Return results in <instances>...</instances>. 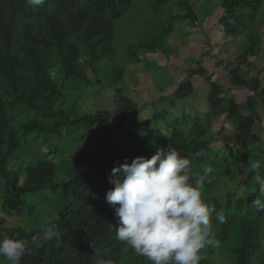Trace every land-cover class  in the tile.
<instances>
[{
    "label": "trees",
    "instance_id": "16d2710c",
    "mask_svg": "<svg viewBox=\"0 0 264 264\" xmlns=\"http://www.w3.org/2000/svg\"><path fill=\"white\" fill-rule=\"evenodd\" d=\"M135 1L44 0L31 6L26 0H0V207L27 224L0 227V233L31 248L21 264H97L99 259L149 264L130 247L123 251L126 245L111 228L118 225V218L106 200L115 187L110 177L114 167L137 156L151 158L161 148H177L190 158L194 172L201 173L205 165L213 169L202 198L214 209L211 222L218 246L207 248L200 264H213L216 248L228 254L231 264H252L264 242V211L252 205L258 194L252 173L245 174L248 187L240 195L232 191L219 197L213 192L221 177L238 174L250 161L264 165V135L253 130L261 122L255 108L262 106L264 86L258 76L250 80L240 75L242 66L249 68L264 55L257 26L264 0H154V26L121 51L116 28ZM212 5L221 9L224 40L244 35L247 42L235 58L237 66L229 71L228 88L213 83L211 72L200 63L187 73L190 80L200 77L210 85L209 111H182L171 120L152 112L150 125L135 117L130 125L96 134L97 125L117 117L105 109L81 112L80 98L109 86L127 101L118 87L125 70L118 58L126 57L134 70L140 66L149 70L151 62L140 58L138 51L168 55L171 49L165 38L175 21L200 25ZM175 9L181 13L173 14ZM218 62L228 69L230 61ZM232 89L250 91L245 98L248 114L230 98ZM222 116L236 125L220 160L214 144L221 136L212 122ZM118 130L124 137L115 141ZM84 134H90L89 148L77 152ZM221 210L225 219L218 223L215 213ZM44 220L54 225L55 237L32 247ZM0 264L8 262L0 257ZM258 264H264V257Z\"/></svg>",
    "mask_w": 264,
    "mask_h": 264
},
{
    "label": "rangeland",
    "instance_id": "374dc122",
    "mask_svg": "<svg viewBox=\"0 0 264 264\" xmlns=\"http://www.w3.org/2000/svg\"><path fill=\"white\" fill-rule=\"evenodd\" d=\"M152 3L154 0H136L126 17L117 26L116 32L119 33L117 38L121 51L125 45L132 43L141 33L154 26L151 20L156 18V15L153 13ZM209 10L211 12L204 17V22L200 25L195 21H175L173 32L165 38L171 49L168 51V55L162 51L157 53H149L145 50L138 51L140 58L151 62L149 70L143 66L134 70L131 66L129 67L126 57L124 59L122 56L118 58L121 67L125 69L118 87L121 88L120 94L126 97L127 101L121 100L119 93L109 86L99 87L98 90L90 92L88 96L80 98L79 108L81 112L95 113L100 109H105L117 117L97 125L94 128L96 134L116 131L120 124L123 126L130 125L135 117L139 118L138 121L150 125L152 112L164 115L171 120L179 116L182 111L187 113L192 111L207 113L209 111L207 100L211 94L210 85L205 84L200 77L190 80L187 73L191 67L200 63L208 71H212L211 81L213 83L221 85L222 88L227 87L229 85V71L237 66L235 58L242 55L247 42L244 35L224 40L222 26L219 25L221 9L212 5ZM179 12L178 9L173 10V14ZM257 26L264 46V14L261 15ZM241 49L243 50L241 51ZM206 51L208 54L202 58L207 53ZM121 54L122 52H120ZM220 59H224V65H228V61H230L228 69L221 68V64L218 62ZM240 75L250 80L258 76L264 86V55H259L256 62H253L249 68H246L245 65L242 66ZM239 93L234 94L232 91L229 96L234 100ZM244 95L245 93H241L237 101L240 111L248 114ZM212 123L214 132L221 136L214 144L220 153L219 159L221 160L225 152V140L232 135L236 123L228 119L227 116H222ZM138 130L143 134L145 133L142 128ZM254 133L259 137L264 135V122L255 126ZM89 135H83L75 147L77 152L88 150ZM123 137V130L114 133L115 141ZM35 154L37 155L36 151ZM27 161L28 159L25 160V162ZM246 166H242L236 175L221 177L217 181V187L213 194L219 197H224L226 193L232 191L238 195L242 194L248 187L244 181L245 174L248 172ZM12 215L4 213L0 207V227H15L21 224L24 227L27 226L23 220H18ZM227 255L218 253L216 248L213 264H231ZM260 256L264 257V242L252 264H258Z\"/></svg>",
    "mask_w": 264,
    "mask_h": 264
},
{
    "label": "clouds",
    "instance_id": "9594fccd",
    "mask_svg": "<svg viewBox=\"0 0 264 264\" xmlns=\"http://www.w3.org/2000/svg\"><path fill=\"white\" fill-rule=\"evenodd\" d=\"M31 6L44 0H26ZM198 155V154H197ZM257 186L252 205L264 211V165L250 161L246 166ZM213 169L205 165L201 173L192 170L191 160L181 156L177 148L159 149L151 158L135 157L112 169L110 183L115 187L106 194L114 209L118 225H111L116 239L130 247L149 264H200L204 251L218 246L213 231L211 209L202 198L206 180L211 182ZM223 223V211L215 213ZM55 237L54 225L44 220L32 247H40ZM23 240L0 233V257L8 264H21L30 254ZM97 264H113L99 259Z\"/></svg>",
    "mask_w": 264,
    "mask_h": 264
},
{
    "label": "crops",
    "instance_id": "0c3cea01",
    "mask_svg": "<svg viewBox=\"0 0 264 264\" xmlns=\"http://www.w3.org/2000/svg\"><path fill=\"white\" fill-rule=\"evenodd\" d=\"M221 69V68H220ZM212 72V71H211ZM220 72V71H219ZM244 78H246V77H244ZM247 79V78H246ZM261 80V79H260ZM229 86L227 85V88H228ZM233 90V92H234V94L236 93V92H240L238 95H237V97L235 98V100H236V102H238L237 101V99L239 98V95L241 94V93H245V95H244V98H246L247 96H249L250 95V91H248V89H236V90H234V89H232ZM239 100V99H238ZM261 104H262V106L260 107V106H258L257 108H255V113L258 115V116H260V118H261V122H264V100H262L261 101ZM192 113H194V111H192L191 112V114ZM261 122L259 123V124H261ZM259 124H257V125H259ZM257 125H255V126H257ZM254 130V129H253ZM263 136V135H262Z\"/></svg>",
    "mask_w": 264,
    "mask_h": 264
}]
</instances>
